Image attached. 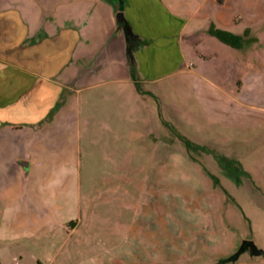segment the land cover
Returning a JSON list of instances; mask_svg holds the SVG:
<instances>
[{"label": "crops", "instance_id": "1", "mask_svg": "<svg viewBox=\"0 0 264 264\" xmlns=\"http://www.w3.org/2000/svg\"><path fill=\"white\" fill-rule=\"evenodd\" d=\"M90 2L99 17L104 5L108 20L88 26L79 48L73 33H67L64 50L56 45L57 36L39 41L57 47L43 61L55 67L53 73L36 69L38 61L15 63L0 56V239L12 246L10 264H136L137 188L122 187L120 181L136 177L137 162L163 164L173 157L163 68L168 69L169 37L178 39L187 26L156 40V59L140 55L137 79L135 51L133 60L116 20L115 0ZM143 2L123 0L124 15L139 40L147 38ZM1 29L3 35L6 29ZM231 32L242 33L236 27ZM137 83L148 89L140 91ZM215 89L225 105L237 106L223 116L211 111L210 138L220 136L223 142L216 143L227 150L238 147L237 161L245 163L253 186L264 189L257 166L264 119H248L244 108L250 104L226 89ZM219 123L225 124L223 129L213 128ZM95 129L106 134L100 144L110 146L102 162L129 166L124 171L105 166L97 178L107 180L106 185L84 191L82 134ZM96 242L109 244L99 248L93 246Z\"/></svg>", "mask_w": 264, "mask_h": 264}, {"label": "rangeland", "instance_id": "2", "mask_svg": "<svg viewBox=\"0 0 264 264\" xmlns=\"http://www.w3.org/2000/svg\"><path fill=\"white\" fill-rule=\"evenodd\" d=\"M143 3L141 19L147 38L132 40L137 79L140 55L156 59V40L182 25L187 28L178 39L169 37L168 69L163 68L167 72L162 84L169 86V148L173 157L163 164L137 162L136 177L120 181L122 187L137 188V237L132 244L138 252L136 264H217L220 257L235 251L240 240H252L264 251V189L253 186L245 163L237 161L234 151L238 147L234 145L232 151L219 146L216 142L223 139H211L208 126L213 124L209 118L212 110L223 116L231 107L235 112L237 106L228 107L219 100L215 86L250 104L244 108L248 119H264V0ZM92 8L90 0H0V30L6 29L0 34V56L15 63L38 61L36 69L53 73L55 67L43 61H49L57 47L47 41L39 45V41L57 36L56 45L64 50L67 33H73L79 48L81 33L88 26L108 20L109 10L104 5L103 11L98 10L101 17ZM210 25L242 31L240 46L230 48L221 43L209 33ZM148 44L154 45L145 51ZM137 86L140 91L148 89L141 83ZM212 98L218 99L217 105ZM199 118L200 123L196 121ZM224 125L214 124L213 128L223 129ZM82 135V188L88 191L106 185L107 180L97 178L105 166L124 171L129 164L102 162L110 149L100 144L104 132L95 129ZM185 140L191 147L185 146ZM262 142L257 166L264 177ZM214 227L219 228L218 233ZM108 244L96 242L93 246ZM11 253L12 246L0 239V264H10ZM219 264H264V256L243 253L234 261Z\"/></svg>", "mask_w": 264, "mask_h": 264}, {"label": "water", "instance_id": "3", "mask_svg": "<svg viewBox=\"0 0 264 264\" xmlns=\"http://www.w3.org/2000/svg\"><path fill=\"white\" fill-rule=\"evenodd\" d=\"M122 2L123 0H116L115 6H116L117 11H116L115 16H116L117 22L120 23L124 29L125 38L127 41V50L129 52V45L132 43V40L134 39L135 35L132 32V28L130 24L126 20V17L123 12V7L120 6ZM244 244H246L248 248L250 249L251 255H259L263 251L262 249L258 248L257 245L252 240H242L241 247L239 248L238 252H236V254L232 258H229L230 261H234L238 257Z\"/></svg>", "mask_w": 264, "mask_h": 264}, {"label": "trees", "instance_id": "4", "mask_svg": "<svg viewBox=\"0 0 264 264\" xmlns=\"http://www.w3.org/2000/svg\"><path fill=\"white\" fill-rule=\"evenodd\" d=\"M123 7V5H120ZM209 33L216 36L218 39H220L222 42L232 46V47H239L242 41V36L240 34L233 33L228 30H220L217 28H214L212 25H210ZM244 35H247V31L244 33ZM133 49L132 43L129 45V53L131 54ZM186 147H191V144L189 141H184ZM223 262V260L219 259L217 264Z\"/></svg>", "mask_w": 264, "mask_h": 264}, {"label": "flooded vegetation", "instance_id": "5", "mask_svg": "<svg viewBox=\"0 0 264 264\" xmlns=\"http://www.w3.org/2000/svg\"><path fill=\"white\" fill-rule=\"evenodd\" d=\"M217 2L218 3H222L223 0H217ZM115 3H116V0H115ZM122 5L124 6L123 2H122ZM218 231H219V228L218 227H214V233H218ZM241 242H242V240L239 241L238 246L235 248V251L230 256L220 257L219 259L223 260V262H227V261L231 262L229 260V258H232L236 254V252H238L239 248L241 247ZM243 253H247L248 256H264V251H262L259 255H251L250 254V249L248 248V246L246 244L243 245V247H242V249H241V251H240V253H239L237 258H239L241 256V254H243Z\"/></svg>", "mask_w": 264, "mask_h": 264}]
</instances>
